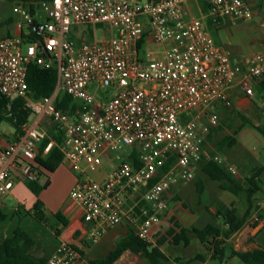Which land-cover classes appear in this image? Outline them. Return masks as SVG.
Segmentation results:
<instances>
[{
  "label": "built area",
  "instance_id": "2783aa9c",
  "mask_svg": "<svg viewBox=\"0 0 264 264\" xmlns=\"http://www.w3.org/2000/svg\"><path fill=\"white\" fill-rule=\"evenodd\" d=\"M198 1L214 22L253 17L249 0H42V15L16 6L21 34L0 39V93L23 99L32 116L62 131L64 161L83 178L70 199L93 226V243L128 220L140 240L154 244L169 192L194 180L208 135L219 126L215 107L233 108L229 90L241 69L203 20L187 13ZM75 26H105L116 35L99 40L95 32L93 41L87 35L74 39L69 34ZM26 35L37 36L41 49ZM33 63L57 68L52 96L31 95L27 77ZM245 75L264 80V53L252 57ZM59 94L80 101L76 114L57 108ZM21 129L24 139L2 154L0 196L13 189L17 177L37 179L38 145L48 134L38 124ZM54 146L51 140L44 153ZM215 161L237 174L224 158ZM78 258L75 248L63 243L46 264H75Z\"/></svg>",
  "mask_w": 264,
  "mask_h": 264
},
{
  "label": "crops",
  "instance_id": "0c3cea01",
  "mask_svg": "<svg viewBox=\"0 0 264 264\" xmlns=\"http://www.w3.org/2000/svg\"><path fill=\"white\" fill-rule=\"evenodd\" d=\"M0 2L2 3L3 0ZM249 2L253 17L247 21L214 22L207 16L203 17L206 30L217 44L230 53L233 64L241 69L229 90L233 108L227 109L222 105L215 107L219 116V126L211 129L204 144V152L205 158L221 157L227 164L232 165L237 170L236 176L243 181L245 189L249 187V180H255L259 188L256 196L258 208L242 230L226 241L224 252L218 257L214 256L211 247L202 244L197 237V241L193 240L191 237L193 234H188L187 243L185 241L174 243L173 235L179 234L181 229L204 228L198 227V223L207 209L218 214L216 219L222 225L223 219L219 214H224L233 208L244 214L248 207L245 193L237 197L228 191H223L217 181H213L217 185L216 190H213L214 193L209 194L211 201L209 205L205 198H209L210 190L203 187V179L199 176L201 173L199 171H202L200 165L192 182L173 188L167 197L168 209L163 216L162 224L156 229L155 243L151 244L154 247L160 242L159 249L167 257L165 264H242L237 253L258 249L264 251V208L261 209V205H264V139L256 129L264 124V92L261 86L264 80L250 81L245 75L252 57L257 53H264V0H249ZM38 3L16 1L14 8L23 5L32 13L42 15ZM14 8L13 15L0 23V39L21 34L18 29L20 19L14 14ZM246 84L249 86V91L244 88ZM5 123H9V126H4V123L0 126V167L6 164L2 156L3 152L11 144L25 137L22 129L17 131L12 123ZM28 123L31 126L38 124L46 132L51 131L54 125L48 119L40 120L34 116L30 117ZM39 147L40 145L38 149ZM222 165L226 167V164ZM37 179L41 186H45L39 195L31 191L26 180L17 177L13 189L6 195L0 196V206L7 215V220L0 226V236L5 237L18 227L28 230L36 241L33 254L37 258L49 259L57 253L61 244L68 243L79 253L75 264H90L92 261L108 257L131 231L136 232V228L125 220L121 225L108 230L97 243H93L90 239L93 226L84 222L82 207L70 199L71 191L82 183L83 178L77 176L64 161L53 173L40 169ZM199 190L202 192L199 193ZM195 195L198 199L197 205H203V208L198 207L199 210L186 208L185 202ZM39 202L43 205L44 221L38 220L34 214L35 206ZM59 212L67 221L66 227L54 217ZM256 215L260 217L259 223L252 222ZM52 219L56 220V223H53ZM56 229L62 230L59 237L55 234ZM171 231H174L173 235H170ZM192 247L195 250L194 254L188 256L183 254ZM168 248L173 251L174 256L171 257L167 253ZM114 264L150 263L140 254L127 251Z\"/></svg>",
  "mask_w": 264,
  "mask_h": 264
},
{
  "label": "trees",
  "instance_id": "16d2710c",
  "mask_svg": "<svg viewBox=\"0 0 264 264\" xmlns=\"http://www.w3.org/2000/svg\"><path fill=\"white\" fill-rule=\"evenodd\" d=\"M12 2H40L42 0H10ZM33 7V6H32ZM26 40L29 43L36 44L41 49V41L35 35H26ZM142 45V42H141ZM27 83L31 95L36 98H44L52 96L58 85V70L56 67L50 69L42 68L36 64H32L28 71ZM264 92V81L261 82ZM264 99V98H263ZM25 101L23 99L11 100L0 93V126L5 122L12 123L17 131L21 130V126L29 122L32 116L31 112L24 109ZM56 106L63 112L74 115L80 109L81 103L79 100L66 95L59 94L56 98ZM258 133L264 139V124L256 128ZM48 138L44 139L39 145L37 156L35 159V170L40 175V169L48 172H55L64 162V155L60 147L63 143V133L57 125H53L52 130L47 132ZM53 140L55 146L52 150L45 154L44 150L49 142ZM131 158L136 161L138 156L132 154ZM205 155L203 157L204 162ZM171 164L166 165L163 172L170 169ZM202 171L212 180L220 183V188L223 191H228L233 195L240 197L243 193L247 197V209L244 214H240L236 209L228 210L221 215L223 219L222 225L208 224L202 229H181L179 234L173 235V242L180 243L182 241L188 242V234H194L198 240L211 247L214 256L218 257L224 252L226 241L233 235L242 230V228L249 222L253 213L257 210V194L259 192L258 184L254 179L249 180L247 189L243 186V181L236 175L231 174L227 168L215 161L212 157L208 162L202 165ZM155 179L153 182L157 181ZM28 187L35 195H39L45 188L41 186L38 179L35 181H27ZM201 189V187H199ZM202 191L199 190V193ZM43 205L39 202L35 206L34 214L38 220L44 221L45 215L42 211ZM55 219L63 226H67V221L61 212L55 214ZM7 220V215L0 206V226ZM47 224V223H46ZM55 234L59 237L62 234L61 229H56ZM36 244L34 236L26 229L18 227L14 231L8 233L5 237L0 239V264H46L47 258H37L33 254V248ZM160 242L157 246L149 245L138 238L136 232L131 231L128 236L121 240L116 249L111 252L108 257L102 260L92 261L90 264H114L121 256L131 251L134 254L141 255L149 261L150 264H164L167 257L159 249ZM243 264H264V251L254 250L247 253L236 254Z\"/></svg>",
  "mask_w": 264,
  "mask_h": 264
},
{
  "label": "rangeland",
  "instance_id": "374dc122",
  "mask_svg": "<svg viewBox=\"0 0 264 264\" xmlns=\"http://www.w3.org/2000/svg\"><path fill=\"white\" fill-rule=\"evenodd\" d=\"M0 23H2L4 20L7 19V17L12 16L13 15V8H14V2L10 1V0H3V2H0ZM190 10H186L188 14L199 18L201 20H203V17L207 16L208 14V10L207 7L205 6V4L202 1H198V2H192L189 5ZM107 31V32H106ZM95 32H97V37L98 39H109L113 36L116 35V32H113V34L111 32H109L105 26H99L97 27L95 30L90 27V26H75L72 28L71 33L69 34V37L74 38V39H78L81 38L84 35H87L90 41L94 40V36H95ZM4 126H9V123H4ZM211 157L213 156H207L206 158H204V162L202 163V165L206 162H208ZM198 172V171H197ZM201 172V173H200ZM199 176L200 178L203 179V187L204 189L210 190V192H208V197L209 194L214 193L213 190H216V182H213L209 179V177L202 171H199ZM197 174V173H196ZM206 201H208V204L210 205V197L207 199V197L205 198ZM198 204V199H197V195H195V197H191V199L189 198L186 202H185V206L186 208L189 207L190 209H195V210H199L198 207L203 208V205H197ZM216 217H218V214H214L212 212H210L209 209H207L204 213H203V217L202 219L199 221L198 223V227H205L206 224H215V225H221L219 224V220L216 219ZM53 223H56V220L52 219L51 220ZM47 225H50V223H47ZM191 237L193 238V240L197 241L196 236L193 234L191 235ZM3 237L0 236V239H2ZM170 236H168L167 239H169ZM172 241V240H171ZM169 249V248H168ZM194 249L193 247L190 249H187L185 252H183L184 255L188 256V255H192L194 254ZM167 253L172 257L174 256L173 251L171 249L167 250ZM97 257V256H96ZM99 257V256H98ZM165 264V262H164Z\"/></svg>",
  "mask_w": 264,
  "mask_h": 264
}]
</instances>
